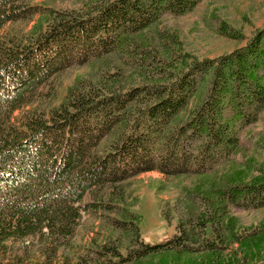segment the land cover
<instances>
[{
  "label": "trees",
  "instance_id": "16d2710c",
  "mask_svg": "<svg viewBox=\"0 0 264 264\" xmlns=\"http://www.w3.org/2000/svg\"><path fill=\"white\" fill-rule=\"evenodd\" d=\"M32 1L0 0V264H133L170 250H229L228 212L264 206V181H213L264 111V28L241 48L186 64L159 26L200 0H91L48 11L28 40L3 34L43 11ZM86 64L99 66L98 81L50 111L28 108L56 74ZM126 71L141 83L126 87ZM152 170L210 182L199 206L180 207L177 232L154 244L142 236L140 214L123 204L124 182ZM99 212L121 216L108 220L128 242L92 241L75 261L83 215Z\"/></svg>",
  "mask_w": 264,
  "mask_h": 264
},
{
  "label": "rangeland",
  "instance_id": "374dc122",
  "mask_svg": "<svg viewBox=\"0 0 264 264\" xmlns=\"http://www.w3.org/2000/svg\"><path fill=\"white\" fill-rule=\"evenodd\" d=\"M90 1L34 0L32 4L43 7V11L32 19L6 24L3 34L28 40V36L38 28V23L46 21L49 17L48 11H52L49 14L63 12L72 7L90 4ZM159 27L167 28L174 35L178 42L174 49L181 58L179 62L185 60L186 64H190L196 59H211L241 48L264 28V0H200L194 9L186 14L176 17L167 15ZM98 69V65L86 64L60 71L51 80L50 89L47 86L42 87L45 92L49 90V94L40 92L33 102L40 99L41 102L29 105L28 108L43 107L48 111L56 108L69 99L76 87L89 84L91 79L98 81V73L102 72ZM125 73L129 76L126 87L141 83L138 75L130 74L129 71ZM200 93L203 92L197 94L192 104H195ZM258 118V122L245 126L241 133L242 148L235 159L218 170L213 177L214 184L264 181V111ZM209 178L212 179V176ZM208 183L210 182L202 175L167 177L158 170L146 171L124 182L126 199L123 204L140 214V231L146 242H164L177 232L179 219L182 218V204L188 200L191 204L199 206L201 199L196 196L210 190ZM97 214L83 215L73 241L75 261L79 254L92 247V241L97 244L107 243L111 239L128 242V232L118 230L114 223L108 220L121 216L109 212ZM227 216L233 229L232 233L234 232L233 235L229 234L226 242L231 244L229 250L219 254L203 250H170L141 258L133 264H233L238 260H250L254 263L264 261V206L247 209L236 206ZM257 231L259 233L253 234ZM236 233L243 236L241 243L234 242ZM233 247L237 248L236 254L232 251Z\"/></svg>",
  "mask_w": 264,
  "mask_h": 264
}]
</instances>
